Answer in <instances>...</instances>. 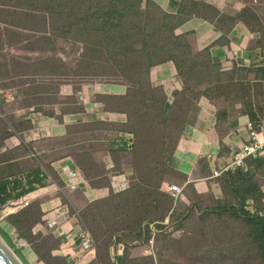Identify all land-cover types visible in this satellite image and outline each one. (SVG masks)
<instances>
[{"label":"trees","instance_id":"trees-1","mask_svg":"<svg viewBox=\"0 0 264 264\" xmlns=\"http://www.w3.org/2000/svg\"><path fill=\"white\" fill-rule=\"evenodd\" d=\"M231 3H235L236 9L230 8ZM14 6L15 9L8 13L16 18L28 17L29 24L39 22L43 35L27 42L28 52L34 55V59L24 61L13 57L10 64L7 57L6 64H0V73L6 72L9 79L0 81V90L12 92L16 100L22 96L24 108H33L32 113L30 111L20 117L19 121H13L17 123L15 128L8 124L0 128V148L6 139L33 127V113L40 117L45 115L61 119L60 114L57 115L53 109L44 108L52 103L47 104L43 100H53L56 103L59 96L67 97V92L71 89L67 85H72V89L80 94L85 93L88 80H92L93 84L105 81L107 85L128 87V95L121 98V101L128 99L129 105L135 110L134 115H129L128 120H100V123L109 133L113 132L108 143L112 153L117 154L129 152L134 145L127 140L128 133L122 130H126L127 123L137 120L144 123L145 118L159 120L160 128L154 133L153 148H157L153 151L157 156L152 160V165L144 167L151 174L149 177L153 184L157 186H143L139 183L141 179H138L125 192L114 194L110 178H102L99 185L95 184V180H92L94 177L85 173L83 175L75 160L80 175L87 181L92 180V187L100 199L126 197L130 201V197L138 193V198H141L138 207L143 205V210L137 216L138 220L122 218L120 220L127 223V226L117 229V243L127 249L131 243L148 242L154 234L151 225L158 230L165 229V234L185 231L186 226L197 225L191 213L195 204L192 203V207L183 212L172 210L174 198L161 189L168 177H180L184 182L187 180L186 176L180 175L169 165L173 156L171 148L185 128L194 124L196 108L202 98L214 101L219 97L231 98L241 94L245 108L243 114L248 116L251 128L259 130L264 121V60L258 68L239 67L235 61L214 64L211 46L199 47L201 43L196 42L194 33L182 32L181 28L194 18L210 21L217 26H238L254 35L255 49H258L259 57L264 58V24L262 26L257 14L249 8L245 0H182L176 13H168L154 0H14ZM7 21L4 18L1 23ZM5 36L12 42H19L23 34L8 27L0 28L2 48L6 47ZM16 38L18 39L15 40ZM60 42L73 44V48L67 53L60 49L68 55L66 58L73 56L76 62L73 75L77 74L78 77L73 82L71 80L64 83L71 76V68L56 53ZM0 55L6 57L5 54ZM161 65H172L176 78L181 83V87L173 91L171 100L166 95L165 85L154 75V70ZM14 70L18 71L15 75ZM251 76L253 79H249ZM65 108L69 110L67 115L86 111V107L78 102L74 108L67 104ZM63 111L65 110L60 113ZM100 112L104 117L110 118L114 115L101 109ZM227 115L224 112L217 114V129ZM13 117L18 120L16 116ZM160 123H167L166 130ZM77 124L74 127L79 130L83 125L91 127L90 124ZM224 147L226 146L222 140L220 148ZM235 155L229 154L232 158ZM50 174L56 180L59 178L53 170ZM263 178L264 157L248 158L243 167H233L227 171L224 169L217 178L221 188L220 197L211 200V207L199 208L206 226L212 219V223L216 222L215 226L221 221L227 231L234 229L233 233H229L230 242L246 248V253L249 252L250 255L256 254L262 262L264 212L258 203L264 198V186L261 184ZM47 180L48 177L40 166L24 172L19 162L0 160V210L20 207L17 212L9 215V219L19 231L20 242L33 249L36 262L74 264L70 255L59 253L62 238L55 237L52 231L35 232V227L43 222L44 213L37 210V202L29 203V200L35 191L47 187ZM108 182L109 185H106ZM142 183L145 184L146 181ZM144 191L148 193L142 196ZM224 192L229 195V199L220 202ZM128 201L125 202V210L130 213ZM103 207L104 205L87 204L81 211L83 222H87L89 217L96 218ZM166 219L169 220L167 227L161 224ZM114 220L111 218L108 221L109 228ZM235 220L243 222L245 230L238 228ZM198 226L202 230L206 228L201 224ZM239 230L243 231L236 233ZM0 233L15 248L24 264L32 263L21 249L16 248L11 236L4 229L0 228ZM233 239L238 242L232 241ZM75 241V245L81 242L79 239ZM118 260L123 263L124 257L118 256Z\"/></svg>","mask_w":264,"mask_h":264},{"label":"rangeland","instance_id":"rangeland-1","mask_svg":"<svg viewBox=\"0 0 264 264\" xmlns=\"http://www.w3.org/2000/svg\"><path fill=\"white\" fill-rule=\"evenodd\" d=\"M245 2L260 18L263 26L264 0H245ZM14 9V0H0V28L8 27L23 34L19 42H12L8 36L4 37L6 47H0V54H5L6 57L0 55V64H6L7 57L10 60V64L13 57L24 59V61L34 59V55L28 52L29 44L27 42L33 40L36 36L43 35V29L39 22H31L29 24L30 20L28 17L16 18L8 13ZM4 18H7V23H1ZM23 46L25 48H22ZM72 48L73 44L60 42L56 49V53L71 68V76L64 83L71 80L73 82L78 77L77 74L73 75V71L76 69V62L73 60V56L66 58L68 56L66 53ZM60 49L66 50V53ZM17 72V70H14V75ZM7 75L6 72L0 73V81H9ZM91 81L88 80L85 93L80 94V92L72 89V85H67L71 88L67 92V97L59 96L56 103L53 100H43L47 104L52 103L49 107L44 106V108L53 109L57 115L60 114L61 119L49 118L45 115L42 118L33 113V127L6 139L0 148V160L19 162L21 170L24 172H30L40 166V169L48 177L46 181L47 187L38 194L34 193V196H31L29 200V203L37 202V210L44 213L43 222L41 223L43 229L41 231L44 233L52 231L54 234V230L51 228L59 226L58 219L61 216L63 217L62 229L67 228L69 220L73 219L71 220V229L70 224L67 229L71 232L68 234V237H71L69 240L72 241V238L77 236L81 242L74 245L73 249H65V246L61 248V244V252L59 251V253L70 255L74 264H264L256 254L250 255L249 252L246 253V248L230 242L229 233H233L234 229L227 231L226 226L222 225L221 221L220 224L215 226L214 223L216 222L212 223V219L209 221V225L206 226L207 223L199 208L211 207L213 202L205 192L198 196L191 184L187 186L184 181L180 180V177L175 176L166 178L165 182L168 185L183 187V196H181V199H173L172 210L183 212L187 208L192 207V203H194L191 213L197 225H188L184 228L185 231L182 230L172 234H165V229L158 230L151 225L154 234L148 242L131 243L129 249L118 245V230L122 229L123 226H127V223H122L120 219L129 217L132 220H138L137 216L143 210V205L138 207V201L141 199L140 197L138 198V193L133 194L130 197V201L126 197L100 199L98 195L96 199L86 201L84 195L80 192L81 185L89 183L92 186V180H95V184L99 185L100 180L106 177L108 180L110 178V186L112 178L118 180L125 178L128 183L126 189L121 192L128 190L131 184L138 182V179H141L139 183L143 186L156 187L157 185H154L149 177L151 174L144 167L148 164L152 165V160L157 156L153 152L157 150V148L153 149L155 146L154 133L160 126L159 120L155 121L152 118H145L144 123H140L138 120L127 123L126 130H122L128 133L126 136L127 140L132 145L134 144L132 150L117 154L112 153L108 141L112 139L111 133L113 132L109 133L100 123L99 115H92L91 111L95 109L97 112L98 110V113L102 115L104 112L102 111L101 113V109L114 114L113 116H117L118 120H128V116L134 115L135 110L129 105L128 99L121 101V98L128 95V87L119 86L120 89L117 88V90L112 91L109 87L118 85H107V83H104L105 81L93 84ZM113 95L119 97L116 98ZM81 96L85 97L84 102L81 101ZM168 98L171 100V96H168ZM23 100L22 96L16 100L12 92L7 93V91L0 90V128L7 124L14 127L17 123L13 121H19L20 117L31 110L33 111V108H24ZM59 102L62 104H58ZM77 102L81 106H87V113L85 111L79 113L80 115H67L69 110L65 108L66 104L70 108H74ZM94 105H96V108H94ZM61 110L65 111L60 113ZM13 116H16L18 120H15ZM76 121L80 122V124H90L91 127L87 128V126L83 125L79 130L74 127V125H78ZM166 124L160 123L165 130ZM75 160L79 164L83 175L85 173L90 177H94L91 181H87L80 175L81 172H79L80 170ZM51 170L55 171L59 177L57 180L50 174ZM72 174L76 175V180H72ZM100 174L102 177H100ZM69 180L73 184H70ZM144 180L146 181L145 184L142 183ZM261 184L264 186V178ZM106 185H109V182ZM92 189L94 190V187ZM121 192L113 191L114 194ZM145 193H148V191H144L142 196ZM228 199L229 195L224 192L222 195L223 201L221 200L220 202H226ZM126 201H128L127 204L131 208L130 213L125 210ZM180 201H183L185 205L180 203ZM87 204L104 205V207L96 218L89 217L87 222H83L81 211ZM258 206L264 212V198L258 203ZM19 208H10L7 211L2 208L0 210V228L11 236L16 248L21 249L25 253L30 263L32 262L31 264H42L36 262L33 249L20 242L19 231L13 226V221L9 219V215L17 212ZM252 208L254 211L256 210V208ZM117 214L120 216H117ZM111 218L116 221L114 220V224L109 228L108 221ZM168 221L166 219L161 224L166 226ZM235 221L238 228L245 230L243 222ZM52 224L54 225L51 226ZM200 224L206 228L202 230L198 226ZM36 227L35 232H37ZM243 230L236 231V233L240 234ZM160 232L163 234L161 235ZM232 241L238 242L234 239ZM85 242H88L89 248L84 246ZM12 249L15 251V248ZM118 256L124 257L123 263L118 260Z\"/></svg>","mask_w":264,"mask_h":264},{"label":"crops","instance_id":"crops-1","mask_svg":"<svg viewBox=\"0 0 264 264\" xmlns=\"http://www.w3.org/2000/svg\"><path fill=\"white\" fill-rule=\"evenodd\" d=\"M154 1L168 13H176L182 0ZM234 6L235 3H231L230 8L236 9ZM181 31L193 32L196 42L201 43L199 47L211 46L214 64L235 61L239 67L258 68L263 62L264 58L259 57L258 49H255L254 35L239 29L238 26L230 28L217 26L210 21L194 18L184 25ZM218 43L220 44L217 45ZM175 73V68L172 65H161L154 70L156 79L165 85L167 96H171L174 90L181 87ZM249 79H253V77L251 76ZM110 87L109 89L112 91L117 90V88L120 89L119 86ZM244 109V100L241 94L231 98L219 97L218 100L214 101L202 98L196 108L194 124L185 128L177 142L175 139L171 148L173 156L169 165L180 175L186 176L187 180L184 184L187 186L191 184L198 196L205 192L210 200L220 197L221 188L217 178L232 161V156L229 154H237L247 140L248 128L251 124L248 116L243 114ZM219 112L228 115L220 128L217 129V114ZM222 140L226 146L224 148H220ZM169 186L164 183L161 188L162 191L170 194ZM40 191L42 189L35 191V193L38 194ZM80 192L86 201L96 199L97 193L89 183L81 185ZM180 203L185 205L183 201ZM71 220H69L67 228L62 229L63 217L61 216L58 219L59 226L52 227L55 237L64 238L61 248L64 246L65 249L74 248L76 239L73 237L72 241L69 240L71 237H68V234L71 232L67 230L69 224L70 229L72 227ZM36 229L41 231L43 227L39 224Z\"/></svg>","mask_w":264,"mask_h":264},{"label":"built area","instance_id":"built-area-1","mask_svg":"<svg viewBox=\"0 0 264 264\" xmlns=\"http://www.w3.org/2000/svg\"><path fill=\"white\" fill-rule=\"evenodd\" d=\"M81 101H85V97L81 96ZM87 108V106H85ZM94 108H96V105H94ZM87 113V110H86ZM92 115H99V120H118L117 116H112V117H104L103 115L98 113L95 111V109L93 111H91ZM249 131H248V135H247V140L244 143L242 149L240 150L239 153H237L233 158L232 161L227 165V167L225 168V171H227L230 168L233 167H243L245 166V161L248 158H259V157H264V121L262 123V126L259 130H255L251 128V125H249ZM72 180H76L77 177L75 174L71 175ZM70 184H73V182L71 180H69ZM127 181L124 179L122 180H118V179H113L111 180V188L113 189L114 192H121L123 190L126 189L127 186ZM169 191L170 194L173 198L177 199L181 196L182 194V188L175 186V185H170L169 186ZM54 224H52L51 226H53ZM88 237V236H87ZM75 239H78L77 236L74 237ZM84 246L86 248H89L88 246V242L84 243ZM91 254V253H89Z\"/></svg>","mask_w":264,"mask_h":264},{"label":"water","instance_id":"water-1","mask_svg":"<svg viewBox=\"0 0 264 264\" xmlns=\"http://www.w3.org/2000/svg\"><path fill=\"white\" fill-rule=\"evenodd\" d=\"M0 264H24L8 242L0 234Z\"/></svg>","mask_w":264,"mask_h":264},{"label":"clouds","instance_id":"clouds-1","mask_svg":"<svg viewBox=\"0 0 264 264\" xmlns=\"http://www.w3.org/2000/svg\"><path fill=\"white\" fill-rule=\"evenodd\" d=\"M264 60V59H263ZM249 131V130H248Z\"/></svg>","mask_w":264,"mask_h":264}]
</instances>
